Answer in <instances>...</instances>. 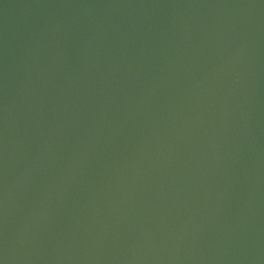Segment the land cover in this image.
Masks as SVG:
<instances>
[{
  "label": "water",
  "instance_id": "1",
  "mask_svg": "<svg viewBox=\"0 0 264 264\" xmlns=\"http://www.w3.org/2000/svg\"><path fill=\"white\" fill-rule=\"evenodd\" d=\"M0 264H264V0H0Z\"/></svg>",
  "mask_w": 264,
  "mask_h": 264
}]
</instances>
